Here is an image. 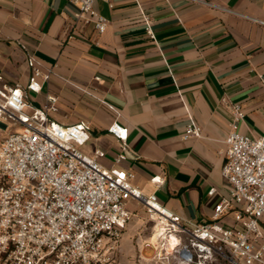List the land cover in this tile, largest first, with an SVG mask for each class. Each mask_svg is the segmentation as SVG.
Returning <instances> with one entry per match:
<instances>
[{
	"label": "crops",
	"instance_id": "0c3cea01",
	"mask_svg": "<svg viewBox=\"0 0 264 264\" xmlns=\"http://www.w3.org/2000/svg\"><path fill=\"white\" fill-rule=\"evenodd\" d=\"M96 8L109 20L104 34L77 21L68 0H0V84L24 89L35 56L55 75L30 94L34 107L57 97L56 121L90 124L87 154L104 151L101 161L112 167L125 153L117 167L135 175L144 195L155 194L184 223L210 221L230 193L222 100L243 106V134L264 133V0H98ZM191 118L203 128L199 139L184 138ZM114 122L128 129L125 143L108 132ZM127 207L132 215L138 205Z\"/></svg>",
	"mask_w": 264,
	"mask_h": 264
},
{
	"label": "built area",
	"instance_id": "2783aa9c",
	"mask_svg": "<svg viewBox=\"0 0 264 264\" xmlns=\"http://www.w3.org/2000/svg\"><path fill=\"white\" fill-rule=\"evenodd\" d=\"M68 1L77 7V21L94 24L99 34L107 31L109 20L97 10L98 0ZM139 11L147 35L156 42L151 18ZM27 63L31 74L24 89L0 84V129L9 130L0 143V264H116L131 219L130 200L142 204L156 222L146 248L158 257L171 256L180 264L218 259L264 264V133L253 137L240 131L245 121L240 103L222 100L230 115L222 167L230 193L215 206L210 221L184 223L155 194L144 195L133 184V173L117 167L127 161L125 153L106 167L104 151H83L91 126L56 121L52 114L59 110L57 97L48 95L43 108L32 105L30 94H40L55 73L35 56ZM108 132L120 142L128 140V129L117 122ZM202 134L201 125L191 118L184 138ZM153 181L161 183V178ZM216 192L212 189L209 195ZM230 214L234 220L227 224ZM172 236L179 244L169 254Z\"/></svg>",
	"mask_w": 264,
	"mask_h": 264
},
{
	"label": "rangeland",
	"instance_id": "374dc122",
	"mask_svg": "<svg viewBox=\"0 0 264 264\" xmlns=\"http://www.w3.org/2000/svg\"><path fill=\"white\" fill-rule=\"evenodd\" d=\"M29 111V110H27ZM9 130L0 129V143L7 137ZM93 143L91 141L90 144ZM84 149V148H83ZM84 151V150H83ZM134 210L127 229L123 232L116 264H180L178 260L169 257H158L153 250H148L146 245L152 240L155 233L156 222L147 214L142 204ZM211 264H229L224 260L218 259Z\"/></svg>",
	"mask_w": 264,
	"mask_h": 264
},
{
	"label": "bare ground",
	"instance_id": "6f19581e",
	"mask_svg": "<svg viewBox=\"0 0 264 264\" xmlns=\"http://www.w3.org/2000/svg\"><path fill=\"white\" fill-rule=\"evenodd\" d=\"M179 244L178 240L176 239L175 236H172V238L170 239V243L168 245V253H172L174 251V249L177 247V245Z\"/></svg>",
	"mask_w": 264,
	"mask_h": 264
}]
</instances>
